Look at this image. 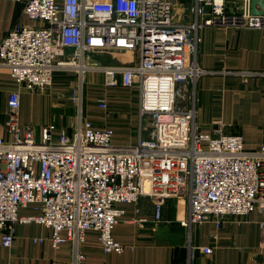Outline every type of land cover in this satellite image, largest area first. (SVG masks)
<instances>
[{
	"label": "built area",
	"instance_id": "obj_1",
	"mask_svg": "<svg viewBox=\"0 0 264 264\" xmlns=\"http://www.w3.org/2000/svg\"><path fill=\"white\" fill-rule=\"evenodd\" d=\"M10 1L22 5L30 23H16L0 42V67L17 85L8 98L12 138H0L4 246L12 245L17 223L36 222L51 229L55 247L71 244L69 264H87L82 243L90 230L98 232L106 252H122L114 226L125 214L123 204L143 196L152 198L161 220L165 202L187 193L184 226L264 212V144L248 150L243 136L226 131L223 122L211 131L197 122V83L207 73L197 57L200 30H264V14L252 13L251 0H194L192 22L175 18L172 0ZM132 52L138 62L103 59ZM60 72L77 75L71 91L77 117L72 132L63 128L56 136V125L49 124L38 138L20 124L21 92L49 90ZM89 72L103 73L106 85L138 89L140 114L152 123L148 138L116 146L112 129L85 117ZM99 103L107 107L106 99ZM29 205L40 212L20 215ZM262 234L264 241V223Z\"/></svg>",
	"mask_w": 264,
	"mask_h": 264
},
{
	"label": "crops",
	"instance_id": "obj_2",
	"mask_svg": "<svg viewBox=\"0 0 264 264\" xmlns=\"http://www.w3.org/2000/svg\"><path fill=\"white\" fill-rule=\"evenodd\" d=\"M192 20L194 16L189 22ZM18 22L30 23L22 5L0 0V42ZM200 38L198 62L207 70L197 83L200 129L211 131L216 122H223L226 131L243 136L248 150H259L264 144V30L205 26ZM103 59L107 64H131L138 62L139 54ZM73 73H68L67 80L58 73L49 90H22L21 126L32 128L37 137L49 124L56 125V136L63 128L72 132L71 124L77 117L71 98L76 86ZM16 88L10 71L0 67V138L5 140L12 138L7 128L8 98ZM101 99L107 100V107L100 105ZM139 101L137 88L109 86L103 73L86 74L84 115L95 127L112 129L114 145H136L140 137L150 136L151 119L142 118ZM123 206L125 214L113 229V237L124 246L123 251L106 252L98 232L90 230L82 243L87 264H264V212L260 209L246 216H226L219 223L210 220L184 226L182 221L190 214L187 193L165 202L161 220L156 219L155 203L149 196ZM39 212L34 205L19 210L20 215ZM50 235L51 229L43 224L17 223L13 243L6 247L0 231V264H69L71 244L55 247ZM205 247L213 252H204Z\"/></svg>",
	"mask_w": 264,
	"mask_h": 264
},
{
	"label": "rangeland",
	"instance_id": "obj_3",
	"mask_svg": "<svg viewBox=\"0 0 264 264\" xmlns=\"http://www.w3.org/2000/svg\"><path fill=\"white\" fill-rule=\"evenodd\" d=\"M172 2H173V9H174L175 18L177 20L182 21V22H189L191 20V17L193 16L192 11H191L192 0H172ZM73 74H74V76H73L72 80L73 81L75 80V85H76L78 82V78L75 75L76 73H73ZM241 74H244V73L242 72ZM66 75H65V73H64V75L59 73L58 76L64 80H67L69 74L66 73ZM38 138H40L39 134H38Z\"/></svg>",
	"mask_w": 264,
	"mask_h": 264
},
{
	"label": "water",
	"instance_id": "obj_4",
	"mask_svg": "<svg viewBox=\"0 0 264 264\" xmlns=\"http://www.w3.org/2000/svg\"><path fill=\"white\" fill-rule=\"evenodd\" d=\"M257 5H259L262 10H259ZM251 11L253 14H264V0H251Z\"/></svg>",
	"mask_w": 264,
	"mask_h": 264
}]
</instances>
